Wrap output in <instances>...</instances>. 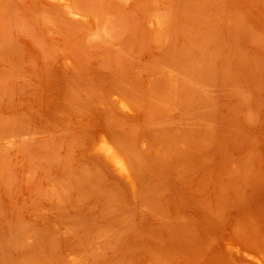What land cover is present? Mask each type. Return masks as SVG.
Returning <instances> with one entry per match:
<instances>
[{
    "label": "rangeland",
    "instance_id": "374dc122",
    "mask_svg": "<svg viewBox=\"0 0 264 264\" xmlns=\"http://www.w3.org/2000/svg\"><path fill=\"white\" fill-rule=\"evenodd\" d=\"M60 2L0 0V264L263 261L264 0Z\"/></svg>",
    "mask_w": 264,
    "mask_h": 264
},
{
    "label": "bare ground",
    "instance_id": "6f19581e",
    "mask_svg": "<svg viewBox=\"0 0 264 264\" xmlns=\"http://www.w3.org/2000/svg\"><path fill=\"white\" fill-rule=\"evenodd\" d=\"M55 1V0H54ZM65 6L66 8H68V13H70L73 16L76 17H80L83 16V14L81 15L79 12H77L76 10H74V8L71 6V4L69 3L70 0H60ZM59 2V1H58ZM60 2V4H61ZM86 15V14H85ZM85 17V16H83ZM86 18V17H85ZM81 19V18H79ZM124 100V99H123ZM122 100V106L124 107V109H131L130 105ZM112 141V140H111ZM114 142V141H113ZM99 151L102 153V155L104 156V158L113 166V168L119 173L121 174L124 178H126L130 183L134 184V180H133V174L131 171V167L129 165V161L127 160V157L125 155V153L122 151V149L120 147H118L117 144H113L112 142L109 141H102L99 143ZM157 237V236H156ZM228 237V236H227ZM159 240V239H157ZM238 243V242H237ZM156 244V243H155ZM164 244V243H163ZM171 245V244H170ZM165 246V245H164ZM178 246V245H177ZM157 247V246H156ZM155 248V247H154ZM161 248V247H160ZM172 248V247H171ZM208 249V248H207ZM177 250V249H176ZM159 251V250H158ZM179 251V250H178ZM177 251V252H178ZM190 251V250H189ZM222 251V250H221ZM220 252V251H219ZM253 252V251H252ZM192 253V252H191ZM223 253V252H222ZM255 253V252H254ZM225 254H227V252H225ZM258 254V253H257ZM259 256V255H258ZM155 257V256H154ZM202 257V256H201ZM205 257V256H204ZM206 258V257H205ZM257 262L259 264H264V260L261 261L260 258L256 257ZM182 260V259H181ZM157 261V260H156ZM155 261V262H156ZM168 261V260H167ZM146 262V261H145ZM164 262V261H163ZM197 263V262H196ZM209 264V263H208Z\"/></svg>",
    "mask_w": 264,
    "mask_h": 264
}]
</instances>
